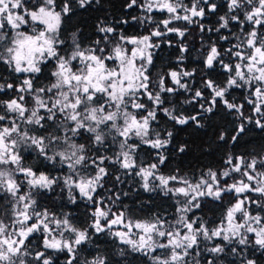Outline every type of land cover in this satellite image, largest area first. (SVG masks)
<instances>
[{
  "label": "snow or ice",
  "instance_id": "6c2138e0",
  "mask_svg": "<svg viewBox=\"0 0 264 264\" xmlns=\"http://www.w3.org/2000/svg\"><path fill=\"white\" fill-rule=\"evenodd\" d=\"M104 8L101 0H0V264H55L56 253L64 264H111L99 252L78 259L100 234L119 257L146 264H260L264 145L191 174L161 166L187 149L174 143L177 126L203 128L218 113L232 117L219 142L235 146L251 128L264 134V0H124L125 15L98 17L94 37L85 41L79 28L65 35L76 9ZM191 27L201 34V63L187 70ZM162 45L177 49L176 64L154 72ZM125 183L168 198L174 211L134 215L118 187ZM52 193L88 205L82 225L66 205L40 202ZM206 208L223 211L206 218Z\"/></svg>",
  "mask_w": 264,
  "mask_h": 264
},
{
  "label": "trees",
  "instance_id": "16d2710c",
  "mask_svg": "<svg viewBox=\"0 0 264 264\" xmlns=\"http://www.w3.org/2000/svg\"><path fill=\"white\" fill-rule=\"evenodd\" d=\"M101 3L105 5V8L101 11H92L89 10L85 12L82 9H76L75 12L70 14L66 18L63 28L66 30L65 35L70 39L71 33L75 32L78 28L81 30V35L87 41L90 37H94L95 33V24L97 18H104L107 15L114 17H120L125 15L122 5L124 0H101ZM132 12L133 15H138L139 12L133 10H128ZM222 14V13H221ZM214 18H209L204 21L206 25H211L214 23ZM136 31L139 32L141 29L136 28ZM129 34H132V30L129 29ZM200 33L197 27H191L190 32L186 35L185 40L188 43L191 52L190 54L186 53L187 59L184 61V65L187 70H191L200 64L198 59L200 53ZM212 35V34H209ZM213 38L214 35H213ZM175 41V38H174ZM178 55L177 49L175 47H168L167 45H162L159 50H157V56L159 57L156 60V68L154 72H158L161 69L164 71L168 70L169 64H176V57ZM202 66V64H201ZM222 79L223 77H218ZM200 76L197 74L196 82L193 83V87H199ZM190 96V94H185ZM237 96V102H242L239 100V92L234 93ZM181 97L180 99H183ZM170 99H175V97H170ZM166 106H171L167 104ZM186 114L192 113V105H184ZM161 121L163 123L166 120V117H163V114H160ZM232 117L226 116L224 113H218L213 117L211 121L205 122V127L195 128L191 125L177 126V130L174 131V143L177 147L181 144H186L187 149L184 153H179L176 151L174 156H169V160L166 162L165 166H161V170L168 174L169 172H174L177 168L180 169L181 173L191 174L193 171H199L201 169H206L207 167L217 168L222 162V157L229 151H233L237 154H242L247 151L258 152L260 151V146L264 145V134L260 133L259 129L251 128V131L248 132L235 146L225 144L224 142H219L217 136L220 130L223 127L231 126L230 122ZM171 123V122H169ZM169 130H172L169 128ZM169 149L172 150V146L169 145ZM147 151V150H146ZM28 156V162L32 163V156H29L28 153H25ZM34 156V154H33ZM148 159V157H145ZM38 163V162H37ZM41 168L44 165H40ZM60 170H54L53 174H58ZM66 171V170H65ZM110 186V185H108ZM123 191H129L127 197H122L123 204L126 205L134 215L144 216L150 211H165L173 212L174 207L168 198L161 196L160 194H149L144 193L143 190H140L139 195L131 191V183H125L119 185ZM103 191V190H101ZM58 193V190H57ZM57 193L49 194L41 199V203L47 207L52 208L53 210L58 209L61 205H66L63 210L66 212H71L74 218V221L78 225H82L87 218V213L90 211L88 205L82 201L78 202L77 205L67 204L66 193H59V196L64 197V199L57 198ZM104 195L107 196L109 193L104 192ZM49 196L51 198H49ZM54 201V203H53ZM144 204V207L141 210V205ZM223 209L218 208H206L205 216L206 218H211L215 213L216 216H219ZM41 240L35 238L33 240V245L35 247H40ZM119 247H124L119 245ZM83 250L79 253V260L92 259L93 255L97 252L106 255L109 257L111 264H124V260H127V264H146V261L142 260L138 254H130L127 258H121L116 255L117 243H113L112 238L108 237L106 234H100L99 236H94L90 244L82 246ZM54 255L55 264H64L66 259V254L56 253ZM264 264V260L260 262Z\"/></svg>",
  "mask_w": 264,
  "mask_h": 264
},
{
  "label": "rangeland",
  "instance_id": "374dc122",
  "mask_svg": "<svg viewBox=\"0 0 264 264\" xmlns=\"http://www.w3.org/2000/svg\"><path fill=\"white\" fill-rule=\"evenodd\" d=\"M223 31V30H222Z\"/></svg>",
  "mask_w": 264,
  "mask_h": 264
}]
</instances>
